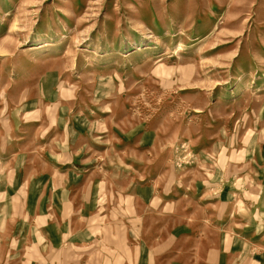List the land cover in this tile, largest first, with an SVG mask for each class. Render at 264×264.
Segmentation results:
<instances>
[{
    "label": "rangeland",
    "instance_id": "rangeland-1",
    "mask_svg": "<svg viewBox=\"0 0 264 264\" xmlns=\"http://www.w3.org/2000/svg\"><path fill=\"white\" fill-rule=\"evenodd\" d=\"M44 190L264 253V0H0V250L44 247Z\"/></svg>",
    "mask_w": 264,
    "mask_h": 264
},
{
    "label": "crops",
    "instance_id": "crops-1",
    "mask_svg": "<svg viewBox=\"0 0 264 264\" xmlns=\"http://www.w3.org/2000/svg\"><path fill=\"white\" fill-rule=\"evenodd\" d=\"M44 192V247L31 235L27 251L0 250V264H264V253L247 261L229 238L208 230L151 232L148 190H136L146 195L141 209L134 204L135 190ZM103 194L110 195L108 204L100 201ZM13 239L18 242L17 235Z\"/></svg>",
    "mask_w": 264,
    "mask_h": 264
}]
</instances>
